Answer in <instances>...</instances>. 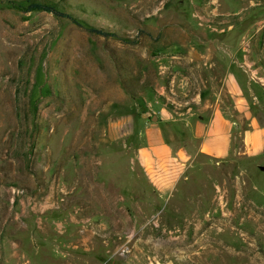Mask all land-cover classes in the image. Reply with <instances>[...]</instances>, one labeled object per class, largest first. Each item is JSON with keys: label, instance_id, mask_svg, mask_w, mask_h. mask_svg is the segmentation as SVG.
Here are the masks:
<instances>
[{"label": "rangeland", "instance_id": "obj_1", "mask_svg": "<svg viewBox=\"0 0 264 264\" xmlns=\"http://www.w3.org/2000/svg\"><path fill=\"white\" fill-rule=\"evenodd\" d=\"M40 1L127 40L0 0V264H264V159L239 136L224 159L191 140L163 193L138 156L162 119L231 104L230 68L264 110V0Z\"/></svg>", "mask_w": 264, "mask_h": 264}, {"label": "crops", "instance_id": "obj_2", "mask_svg": "<svg viewBox=\"0 0 264 264\" xmlns=\"http://www.w3.org/2000/svg\"><path fill=\"white\" fill-rule=\"evenodd\" d=\"M250 83L241 70L230 68L224 89L231 104L217 101L211 105L212 110L196 119L166 117L161 128L157 125L146 130L138 156L154 187L162 193L168 192L185 177L192 162L191 140L194 139L199 140L198 152L224 159L236 150L239 136L242 154L264 159L263 100L256 94L249 95ZM168 126L172 136L167 133Z\"/></svg>", "mask_w": 264, "mask_h": 264}, {"label": "trees", "instance_id": "obj_3", "mask_svg": "<svg viewBox=\"0 0 264 264\" xmlns=\"http://www.w3.org/2000/svg\"><path fill=\"white\" fill-rule=\"evenodd\" d=\"M8 3L12 7L23 9L24 11H45V12L53 13L57 17L69 18L72 22L78 24L81 27H84L89 32H92L97 35H101L105 37L112 36V37H118L122 40H127L126 38L117 34L115 31H112V30H109L103 27L94 26L87 22H83L72 12H68L60 8L55 3H50V2L40 1V0H27L26 3H21L18 0H8Z\"/></svg>", "mask_w": 264, "mask_h": 264}, {"label": "built area", "instance_id": "obj_4", "mask_svg": "<svg viewBox=\"0 0 264 264\" xmlns=\"http://www.w3.org/2000/svg\"><path fill=\"white\" fill-rule=\"evenodd\" d=\"M126 251H127V248H123V249H122V253H123V252H126Z\"/></svg>", "mask_w": 264, "mask_h": 264}, {"label": "water", "instance_id": "obj_5", "mask_svg": "<svg viewBox=\"0 0 264 264\" xmlns=\"http://www.w3.org/2000/svg\"><path fill=\"white\" fill-rule=\"evenodd\" d=\"M261 168L264 170V165H261Z\"/></svg>", "mask_w": 264, "mask_h": 264}]
</instances>
